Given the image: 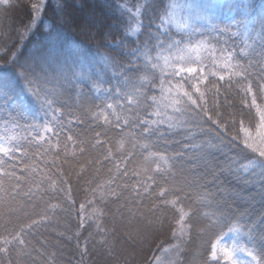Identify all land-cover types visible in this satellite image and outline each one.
Returning a JSON list of instances; mask_svg holds the SVG:
<instances>
[{
    "label": "snow or ice",
    "instance_id": "1",
    "mask_svg": "<svg viewBox=\"0 0 264 264\" xmlns=\"http://www.w3.org/2000/svg\"><path fill=\"white\" fill-rule=\"evenodd\" d=\"M29 7L19 44L0 50V264H55L46 241L36 247L28 237L68 211L58 195L75 205L64 171L72 161L77 178L111 165L78 209L80 229L94 224L109 255L114 229L103 221L113 204L115 217L145 231L164 227L165 209L176 213L170 242L156 245L149 264H185L194 216L204 221L199 234L214 237L204 264H264V0H123L113 6L122 35L109 26L106 52L73 46L66 28L91 24L68 11V0ZM33 37L42 39L28 49ZM233 89L239 117L221 111L222 90ZM89 149L95 160L84 159ZM236 201L247 205L239 215ZM37 202L44 207L32 218ZM74 236L83 260L89 239ZM126 236L146 239L140 229Z\"/></svg>",
    "mask_w": 264,
    "mask_h": 264
},
{
    "label": "trees",
    "instance_id": "2",
    "mask_svg": "<svg viewBox=\"0 0 264 264\" xmlns=\"http://www.w3.org/2000/svg\"><path fill=\"white\" fill-rule=\"evenodd\" d=\"M32 0H13V7L5 9L0 7V50L5 48L9 51L14 50L19 44L18 29L30 19V3ZM52 0H50V3ZM123 2V0H68V11L75 16L78 20H84L87 18L91 27L81 31L74 27H67L69 36L73 46L79 47L83 51L100 52L110 51L105 47L106 44L113 42L111 38L106 40L104 33L108 32L110 25L116 27L111 29L116 38L122 35V32L117 31L122 27V21L117 18L118 14L114 10L116 3ZM134 4L137 0H129ZM47 15L51 17L53 15V9L47 8ZM154 15V14H152ZM150 21L146 18L145 23ZM98 29V30H97ZM42 37H33L27 44V48L31 49L35 47ZM146 39V36H142L141 40ZM135 47V44H130L129 48ZM225 96L228 103H225ZM67 98V94L66 97ZM241 97L236 93L235 89L228 93H223L220 97L221 111L227 115L228 112H235L239 117L242 111L240 105ZM245 112L247 110H244ZM43 117V112L38 113V118ZM247 119V117H246ZM24 123L25 121H21ZM32 122V116L29 115L27 123ZM99 130V129H96ZM85 136H90L93 133L87 129L86 125L78 127ZM115 137V133L111 134ZM97 158V152L93 149L88 150V155L84 159ZM77 161H72L68 165H64V171L72 172L69 177L71 184L72 198L75 201V205L68 204L62 194L58 195L57 199L68 209V211L57 210L56 215L52 220L48 221L45 225L41 226L34 234H31L30 239L36 247L41 246V241H46L45 250L48 253L55 252L54 257L55 264H149L153 253L156 252V245L161 242H170L171 229L173 227V221L176 219V213L172 209H165L162 215L164 216L165 224L163 228H151L145 231L146 226L137 221L134 225L129 226L126 221L120 220L114 216V210L116 205L109 204L106 211L108 215L104 218V226L108 229H114V234L109 237L114 241L113 254L109 255L105 248L96 243L99 240V235L95 232L94 224L87 222L84 229L79 227V215L78 209L82 202H85L90 198V193L85 191L86 188L94 187L100 180L107 178V168L111 167L110 164L105 162L102 167L99 176L95 174L94 167H88L86 172L79 178L76 177L75 172L78 171L76 167ZM88 181L93 183L89 185ZM55 202V201H53ZM150 203V202H146ZM44 205L37 202L34 209L29 208L27 211L32 215V218H38V214ZM195 207V206H194ZM231 207L239 215L245 211L246 204L236 201L231 204ZM257 216L259 215V204L256 205ZM161 215V213H157ZM21 222H27V218L21 216ZM193 229L192 239L186 245V251L184 253L185 264H191L194 254L197 252L200 255L197 257L198 264H204V261L208 258L207 253L210 250V241L214 239L212 233L201 236L199 229L203 227L204 221L199 216L193 217ZM135 229H140L146 239L137 240L135 243L130 242L127 239L126 234L133 232ZM80 231L81 243L84 239H89L88 255L81 260L80 249L76 247V237L74 233ZM61 233L63 235H61ZM89 233L92 236L89 237ZM71 237V239H69ZM2 258V257H0ZM15 261V254L12 256ZM46 260V257H42L40 261L35 264H42ZM25 264H33L31 260L25 258Z\"/></svg>",
    "mask_w": 264,
    "mask_h": 264
}]
</instances>
